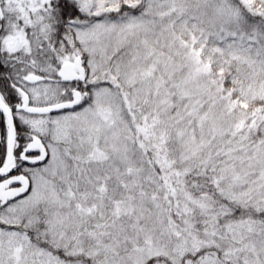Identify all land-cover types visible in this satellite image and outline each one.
<instances>
[{
	"label": "snow or ice",
	"instance_id": "6c2138e0",
	"mask_svg": "<svg viewBox=\"0 0 264 264\" xmlns=\"http://www.w3.org/2000/svg\"><path fill=\"white\" fill-rule=\"evenodd\" d=\"M0 264H264V0H0Z\"/></svg>",
	"mask_w": 264,
	"mask_h": 264
}]
</instances>
